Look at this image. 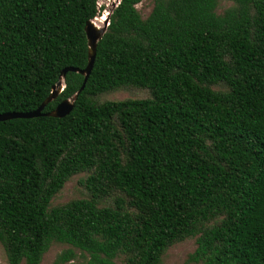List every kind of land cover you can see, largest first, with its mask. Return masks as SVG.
<instances>
[{"label": "trees", "instance_id": "obj_1", "mask_svg": "<svg viewBox=\"0 0 264 264\" xmlns=\"http://www.w3.org/2000/svg\"><path fill=\"white\" fill-rule=\"evenodd\" d=\"M119 0L72 110L0 121V244L41 264H264V0ZM97 0H0V113L35 109L87 64ZM64 87L42 112L78 90ZM118 90L140 92L105 99ZM84 195L52 204L73 175ZM76 257L60 252L55 264Z\"/></svg>", "mask_w": 264, "mask_h": 264}, {"label": "rangeland", "instance_id": "obj_2", "mask_svg": "<svg viewBox=\"0 0 264 264\" xmlns=\"http://www.w3.org/2000/svg\"><path fill=\"white\" fill-rule=\"evenodd\" d=\"M118 0H97L99 8L98 16L95 18L105 17L106 13L111 11ZM230 0H220L217 6V12H222L223 9L231 5ZM153 6V0H140L136 4V8L140 15L144 18L148 15ZM99 23V22H98ZM102 25V22L100 23ZM99 25V26H100ZM140 92H131L129 90H118L110 94L104 95L105 99H122L129 96L136 95ZM83 173L71 176L63 185V187L54 195L51 200L52 204L63 203L70 199L81 197L84 195L82 188L79 186L78 179ZM196 247V238L188 237L182 241L169 246L161 256L160 264H186L188 256L194 251ZM72 248L76 254L73 260L65 262L64 264H83L85 261V255L77 248L65 243L53 242L48 250L44 253L41 264H55L56 256L65 249ZM123 256L120 255L115 259L116 264H124ZM0 264H8L4 250L0 244ZM20 264H25L22 261Z\"/></svg>", "mask_w": 264, "mask_h": 264}, {"label": "water", "instance_id": "obj_3", "mask_svg": "<svg viewBox=\"0 0 264 264\" xmlns=\"http://www.w3.org/2000/svg\"><path fill=\"white\" fill-rule=\"evenodd\" d=\"M119 3V0L118 2ZM117 4H115L116 6ZM99 10V9H98ZM112 11V10H111ZM111 11L107 12L104 21L102 25L97 26L94 22V18L89 19L86 21L84 29L86 33V38H87V64L84 68H78L74 66H66L64 67L58 76V80L56 81L55 84L51 86V91L49 95L37 106L35 109L30 110V111H23V112H3L0 113V121L1 120H6V119H11V118H16V117H22V118H28V117H34V116H39V115H46V116H53V117H62L66 114H68L74 105V101L78 95V93L83 89L86 80L91 72L94 58H95V53H96V46L97 42L102 38L107 25L109 23V15ZM98 16V13H97ZM96 17V16H95ZM67 71H74L83 76L82 83L78 90L74 92L71 96L61 100L56 104V106L47 111V112H42L43 107L45 104L48 102L52 101L53 99L56 98L58 93L63 89L64 87V78L65 74Z\"/></svg>", "mask_w": 264, "mask_h": 264}, {"label": "bare ground", "instance_id": "obj_4", "mask_svg": "<svg viewBox=\"0 0 264 264\" xmlns=\"http://www.w3.org/2000/svg\"><path fill=\"white\" fill-rule=\"evenodd\" d=\"M103 21H104V17H100V18H95V19H94V22H95V24H96L97 26H99L101 22L103 23ZM98 22H99V23H98Z\"/></svg>", "mask_w": 264, "mask_h": 264}]
</instances>
